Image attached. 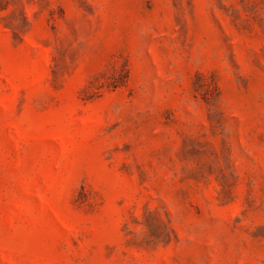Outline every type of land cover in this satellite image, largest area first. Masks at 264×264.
I'll list each match as a JSON object with an SVG mask.
<instances>
[{
    "label": "rangeland",
    "instance_id": "rangeland-1",
    "mask_svg": "<svg viewBox=\"0 0 264 264\" xmlns=\"http://www.w3.org/2000/svg\"><path fill=\"white\" fill-rule=\"evenodd\" d=\"M0 264H264V0H0Z\"/></svg>",
    "mask_w": 264,
    "mask_h": 264
}]
</instances>
